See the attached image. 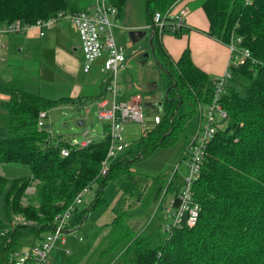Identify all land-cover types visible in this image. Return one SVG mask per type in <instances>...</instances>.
I'll use <instances>...</instances> for the list:
<instances>
[{
	"label": "trees",
	"instance_id": "trees-1",
	"mask_svg": "<svg viewBox=\"0 0 264 264\" xmlns=\"http://www.w3.org/2000/svg\"><path fill=\"white\" fill-rule=\"evenodd\" d=\"M117 15L127 0H109ZM179 0H147L146 24L152 31V55L159 62L163 76L164 97L158 123L147 128L137 141L136 151L129 146L111 161L100 174L101 161L108 147V135L87 146L72 147L70 142L50 131V122L38 125V113L56 106L99 99L105 90L94 95L63 96L50 99L25 91L10 80H0V93L8 95L0 111V264H9L19 243L30 239L35 244L54 228V218L63 213L79 190L93 189L88 203L76 206L67 219L64 231L79 227L88 213L103 201L108 181H116L122 191L112 207L114 226L109 245L116 250L108 264H264V0H203L201 7L208 19L206 35L228 43L240 36L242 45L254 60L230 66L232 75L249 80L244 94L229 83L221 95V104L230 124L220 126L204 150L199 177L192 185L194 200L200 205L197 223L184 222L168 232L161 226V216L135 232L130 223L133 211L143 213L148 203H156L165 190L176 199L179 183L169 176H148V188L138 206L130 197L132 184L144 176L131 168L133 161L145 158L156 147H169L180 136L189 145L202 119V109L211 102L212 78L191 60L186 47L172 60L159 41L165 28L153 23V12L164 13ZM88 0H0V24L20 19L25 23L44 20L59 10L83 9ZM119 16V15H118ZM198 29L182 23L177 31ZM199 30V29H198ZM47 117V116H46ZM107 127L104 126V131ZM69 153L61 155V148ZM187 150V148H186ZM184 157L183 153L179 160ZM8 164L27 173L4 175ZM35 183V200L25 204L26 190ZM131 202V203H130ZM129 207L126 209V207ZM21 214L24 221L14 215ZM11 222V224H10Z\"/></svg>",
	"mask_w": 264,
	"mask_h": 264
},
{
	"label": "rangeland",
	"instance_id": "rangeland-1",
	"mask_svg": "<svg viewBox=\"0 0 264 264\" xmlns=\"http://www.w3.org/2000/svg\"><path fill=\"white\" fill-rule=\"evenodd\" d=\"M56 27L57 30L67 36V40L72 46L75 47V44H78L76 31L73 29L69 19H59V21L45 28V36L42 38L45 40L42 41L41 39L40 41V44L50 46L49 51L43 53L41 50L40 55H30L25 50L7 54L3 49L1 56L3 55L4 60L0 61V78L11 80L21 89L31 93H38L45 98L58 99L63 96L76 98V96H80L82 81L87 76L81 71L84 60L79 50H73L72 46L68 44L65 47H60V49L54 46L57 33L54 29ZM112 30L114 32L115 42L119 38L125 39L128 37V34L122 29L117 30L113 28ZM138 32H142V34L138 37L137 43L142 46H136L132 49L126 48L128 62L129 59H132V62L128 65L126 71L122 73L124 79L120 86L133 88L136 84H138L137 86L152 85L150 95H142V97L136 95V97L141 99L144 123L149 127L148 125L152 118L154 120L155 116L162 115L163 78L155 59L152 58L151 46L147 40L149 29H142V31L139 30ZM137 43L135 42V44ZM134 50L138 51L135 55ZM147 73L151 77L149 81H146L144 78ZM94 77L96 76L94 75ZM248 84L249 80L242 76H232V82L229 83L239 94H244L245 89L249 86ZM91 91L97 92L98 90ZM95 110L96 106L93 103L90 105L66 103L47 111L45 120L51 123L50 131L53 134H57L69 142H72V140L77 142L83 139L82 133L85 130L87 137L91 140H103L105 138V133L103 132L104 124L96 118ZM80 120H84L85 124H80ZM227 124H230V119L225 122V125ZM121 133L124 142L128 143L129 149L136 151L137 141L142 135L140 123H125ZM186 144L184 137L180 136L173 145L166 148L156 147L145 158L133 161L131 168L134 172L146 176L142 180H137L136 183L134 182L132 184L134 187V195L130 197V201L133 202L130 208L137 207L138 200L141 201L144 198L149 185L148 176L155 177L165 174V176L170 177L172 170L176 167L179 170V176L173 178V180L176 183L179 182L182 174L185 172V163L179 160V158L186 150ZM122 151L123 149L120 152L118 151L110 158L109 162L115 160L117 158L116 156ZM8 165L4 167V175L13 176L27 173L25 166H23L24 168L17 169L15 165ZM119 190L116 181H108L102 191L103 201L88 213L86 219L79 227H71L69 231L63 233V237L65 238L64 243H61L59 240L54 243L49 254L48 264H108L114 258L117 252L115 249L109 253H105L103 250L109 245L108 237L114 227L107 225L109 223V217L111 216V207L109 206L120 194ZM34 192L35 184L33 185L32 183L26 190L27 197L22 198L24 204L28 201L35 200ZM88 192L84 197L85 200L83 203H88L93 199V189H90ZM171 197L172 192L167 191L164 199L161 197L156 203H148L141 215L138 214L139 211H133L129 221L134 231L138 232L143 225L153 221V218L156 216H161V226L164 223L167 224L171 217L170 215L167 216L168 213H165L166 209L164 208L168 206ZM125 207L126 209L129 208L127 206ZM14 216L17 221H24L21 214ZM29 244L30 239H24L14 251L21 250V248H25Z\"/></svg>",
	"mask_w": 264,
	"mask_h": 264
},
{
	"label": "built area",
	"instance_id": "built-area-1",
	"mask_svg": "<svg viewBox=\"0 0 264 264\" xmlns=\"http://www.w3.org/2000/svg\"><path fill=\"white\" fill-rule=\"evenodd\" d=\"M88 4L79 10L70 12L67 10H59L48 18L38 19L34 23H25L20 19H16L11 23L0 24V56L1 49L4 44L1 36L6 34L27 33L34 29L39 36L45 34V28L49 27L59 19L67 18L71 22L73 29L79 36L81 50L83 54L84 64L82 71L87 73L97 59L101 60L100 70L103 74L102 83L105 90L103 96L99 99L92 100L91 103L96 106V118H98L104 126L107 127L105 136L108 135V149L105 158L101 161L100 174H105L109 167V160L118 151L127 148L128 143L124 142L121 133L125 123H140L142 134H146L147 126L144 123L143 107L139 97L134 99H125L121 97V88H119L118 76L119 72L126 67L128 59L123 45L115 43L112 27L118 20L117 8L110 3L109 0H88ZM171 6L164 13L158 11L153 12L152 23L159 28H165L170 32L177 31L183 23L182 18L187 14L186 9L181 7L177 12ZM226 43L229 51V62L222 75L212 78L214 86L213 97L209 104L202 109V119L198 123L195 135L187 150L183 152L184 157L181 159L185 163V172L179 180V191L176 199L172 196L169 199L166 213L171 219L168 223L162 225L165 231H169L172 227L185 223L188 227H192L197 223V216L200 205L194 200V191L192 185L199 177V172L203 163L204 150L210 139L213 137L217 128L224 126L229 119V115L221 104V95L225 92L227 84L232 80V72L230 66L243 64L246 60H254L250 50L242 45L240 36H231ZM90 105V104H89ZM46 111L38 113V125L42 126L46 118ZM160 120L159 116H155L153 123L156 124ZM83 139L75 142L70 141L72 147H82L90 144L93 139L87 137L86 130L82 133ZM67 147L61 148V155L69 153ZM170 178L179 176V170L176 167L172 170ZM166 188L163 189L162 197L167 193ZM73 202L69 204L63 213H59L54 218V228L39 242L31 244L21 250L12 252L9 264H47L49 254L56 241L65 242L63 233L67 219L82 203L85 195H87V187H83L77 192ZM6 229L0 231V236L6 233Z\"/></svg>",
	"mask_w": 264,
	"mask_h": 264
},
{
	"label": "crops",
	"instance_id": "crops-1",
	"mask_svg": "<svg viewBox=\"0 0 264 264\" xmlns=\"http://www.w3.org/2000/svg\"><path fill=\"white\" fill-rule=\"evenodd\" d=\"M146 1L147 0H127L123 10L118 14V20L115 22L113 28L122 29L127 34L128 37L125 39H118L116 41V44L125 45V52L126 48L132 49L136 46H142L141 44L137 43L138 37L141 36L142 32H138L139 30L142 31V29H149V36H148V42L151 35V29L148 24H146V14H145V7H146ZM203 0H179L177 4L173 7L174 11L177 12L179 8L183 7L186 9V15L182 18L183 23H185L186 26L189 27H196L198 29H192L188 31H183L180 35L175 36L172 32L165 29L163 34L159 37V41L162 44V47L166 51L169 58L172 60L178 59V55L187 47L190 52V57L192 62L201 70L205 71L211 78L215 76H220L223 74L227 67V63L229 62V51L223 42H219L212 37L205 34L208 30V19L203 12V9L201 7ZM45 31V30H44ZM54 31H57L56 33V39L54 40V46H56L57 49H60V47H65L66 44L69 46H72L70 42L67 40V36L64 35L63 32L57 30V27L54 29ZM77 34V32H75ZM45 36H39L38 33L32 29L27 33H15V34H6L1 36V40L4 44L3 48L1 49V52L5 53H13V52H19L21 50H25L27 53L34 54V55H40L41 50L43 53L46 51H49L50 46H44L42 43L40 44L41 39ZM114 36V32H113ZM77 43L76 46H72L73 50H79L80 54L82 55L81 45L79 41V36L77 34ZM45 39H42V41ZM47 40V39H46ZM135 42L137 44H135ZM151 46V45H150ZM139 48V47H138ZM4 49V50H3ZM3 50V51H2ZM140 51V50H139ZM134 55L138 53L137 50H134ZM151 54H152V47H151ZM133 55V56H134ZM127 56V55H126ZM135 57V56H134ZM153 58V55H152ZM155 59V58H154ZM4 60L3 55L0 57V61ZM156 61V60H155ZM132 62V59H129V62L127 63L126 67L123 68L118 74V83H123V72L126 71L128 65ZM100 63L101 60L97 59L93 63V65L90 68V71L86 74L84 80L82 81L81 86V95H94L98 93L100 89V83L103 78V74H101L100 70ZM84 64V62H83ZM157 64V63H156ZM159 67V66H158ZM97 71V72H96ZM159 71L161 73V68L159 67ZM94 75L96 77H94ZM88 78V80H86ZM145 80L149 81L150 74L145 75ZM163 78V76H162ZM0 80H2L0 78ZM7 80V79H3ZM11 81V80H10ZM13 82V81H11ZM232 82V81H231ZM14 83V82H13ZM15 84V83H14ZM16 85V84H15ZM136 84L133 88H127V87H121V97L125 99H134L136 95H150L152 90V85H143V86H137ZM19 87V86H18ZM162 87H163V81H162ZM20 88V87H19ZM98 90L97 92H92L91 90ZM91 91V92H89ZM164 87H163V97H164ZM134 97V98H133ZM8 99V95L4 93H0V106L3 101H6ZM141 100V99H140ZM78 104H91V101L82 102L80 99L78 100ZM4 108L1 106V110L3 111ZM50 111V110H48ZM160 117V116H159ZM85 120V119H84ZM84 120H80V124H85ZM47 123V121H46ZM153 123V118L149 122V127ZM9 166V165H8ZM177 177V176H176ZM37 182L35 180L33 182V185ZM120 194L115 198L114 202L109 206L111 207V216L109 217V222L113 218V212L112 207L117 202L118 198L120 197L122 191L119 190ZM164 199V196L162 197ZM167 206H165L164 209H166ZM165 211V210H164ZM166 213V212H165ZM168 216V214H167ZM167 220H169L168 217H166ZM166 221V220H165ZM170 221V220H169ZM109 223H107L108 225ZM48 264V263H47Z\"/></svg>",
	"mask_w": 264,
	"mask_h": 264
},
{
	"label": "water",
	"instance_id": "water-1",
	"mask_svg": "<svg viewBox=\"0 0 264 264\" xmlns=\"http://www.w3.org/2000/svg\"><path fill=\"white\" fill-rule=\"evenodd\" d=\"M151 37H152V32H151L150 39H149V43H150V45H151V47H152ZM152 48H153V47H152ZM156 63H157V65L160 67L159 62L156 61Z\"/></svg>",
	"mask_w": 264,
	"mask_h": 264
}]
</instances>
